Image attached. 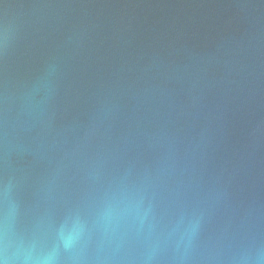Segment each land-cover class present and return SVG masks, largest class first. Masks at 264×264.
<instances>
[{
  "label": "water",
  "instance_id": "95a60500",
  "mask_svg": "<svg viewBox=\"0 0 264 264\" xmlns=\"http://www.w3.org/2000/svg\"><path fill=\"white\" fill-rule=\"evenodd\" d=\"M0 264H264V0H0Z\"/></svg>",
  "mask_w": 264,
  "mask_h": 264
}]
</instances>
